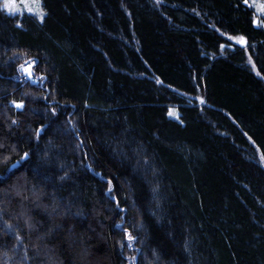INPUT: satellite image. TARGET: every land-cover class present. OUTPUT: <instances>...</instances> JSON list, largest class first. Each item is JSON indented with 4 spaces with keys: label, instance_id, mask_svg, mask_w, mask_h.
Returning a JSON list of instances; mask_svg holds the SVG:
<instances>
[{
    "label": "trees",
    "instance_id": "trees-1",
    "mask_svg": "<svg viewBox=\"0 0 264 264\" xmlns=\"http://www.w3.org/2000/svg\"><path fill=\"white\" fill-rule=\"evenodd\" d=\"M41 3L0 7V264H264V15Z\"/></svg>",
    "mask_w": 264,
    "mask_h": 264
},
{
    "label": "rangeland",
    "instance_id": "rangeland-1",
    "mask_svg": "<svg viewBox=\"0 0 264 264\" xmlns=\"http://www.w3.org/2000/svg\"><path fill=\"white\" fill-rule=\"evenodd\" d=\"M248 4L255 10L256 24L259 25V21L264 15V0H248ZM0 7L11 15H33L40 22L44 20L46 14L41 0H0ZM247 63L256 73H258L254 60L250 55L247 59ZM24 71L26 72V76L31 77L30 71L27 68H24ZM31 79L33 82H36L34 78L31 77ZM169 116L179 120L180 114L175 107H171L169 110ZM260 162L264 166L263 159H260Z\"/></svg>",
    "mask_w": 264,
    "mask_h": 264
}]
</instances>
